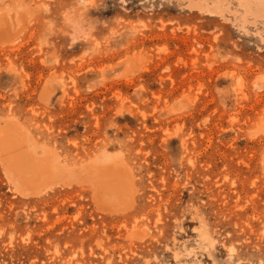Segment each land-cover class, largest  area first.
<instances>
[{"label": "rangeland", "instance_id": "obj_1", "mask_svg": "<svg viewBox=\"0 0 264 264\" xmlns=\"http://www.w3.org/2000/svg\"><path fill=\"white\" fill-rule=\"evenodd\" d=\"M246 1L0 0V135L53 173L22 192L0 156V264H264V9Z\"/></svg>", "mask_w": 264, "mask_h": 264}, {"label": "bare ground", "instance_id": "obj_2", "mask_svg": "<svg viewBox=\"0 0 264 264\" xmlns=\"http://www.w3.org/2000/svg\"><path fill=\"white\" fill-rule=\"evenodd\" d=\"M245 1L246 0H240V3L245 5V3H247V1L246 2ZM258 1L260 3H258V5H256L257 7L256 6L255 7L258 9V6L261 4V8L264 9V3H263L264 0H249V4H253V3L255 4V2H258ZM258 12H260V11L258 10ZM0 156L4 159L5 163L11 169V171H13V173L15 174V177L17 178V181H18L17 187L22 192H24V190H26V191H28V193L31 192V194L38 193L40 191L41 187L45 186L47 181L49 180V179H47V181H45V178H46L45 176L48 177V175H49V177H50L51 174H53L52 173V165H49L50 161H49V163H47V166L43 167L42 166L43 163L34 157V155L29 150V146H27V145H26V147L22 146L20 143L16 142L12 138L7 137L5 133L0 135ZM98 172H97V174H98ZM106 174L109 175V172ZM106 174H104V173L101 174L103 176H102L101 180H99L100 183L98 184V188H100V190L103 192V194L105 196H107V199H110L108 197H113V199L116 198L118 200L117 202L120 201L123 203L124 195H126V194H124L126 192L124 190V188H126L128 185L125 184L126 183L125 181H124V184H121L120 181H119L120 183L116 182L117 179H115V177H109L108 178V176H105ZM116 175L120 176L119 173H116ZM123 175L124 174H122L120 177H122ZM111 176H113V175L111 174ZM126 176H123V177H126ZM120 179H122V178H120ZM49 182H50V180H49ZM124 185H127V186H124ZM121 186H123L124 188ZM122 188H123V190H122ZM130 192L127 194H131ZM105 196H104V198H106ZM130 196H132V195H130ZM126 197H129V196H126ZM110 200H112V199H110Z\"/></svg>", "mask_w": 264, "mask_h": 264}]
</instances>
